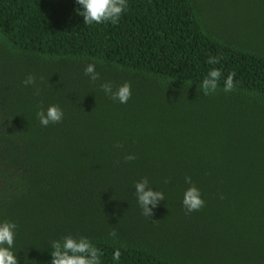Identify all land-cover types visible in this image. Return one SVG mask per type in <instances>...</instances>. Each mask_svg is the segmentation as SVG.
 I'll list each match as a JSON object with an SVG mask.
<instances>
[{
	"label": "trees",
	"instance_id": "16d2710c",
	"mask_svg": "<svg viewBox=\"0 0 264 264\" xmlns=\"http://www.w3.org/2000/svg\"><path fill=\"white\" fill-rule=\"evenodd\" d=\"M127 4L116 25H86L75 0H0V221L17 225L19 264H50L66 235L101 264H264V0ZM212 68L220 87L205 96ZM50 105L64 117L43 127ZM186 176L205 202L190 214ZM143 178L164 194L151 219L134 196Z\"/></svg>",
	"mask_w": 264,
	"mask_h": 264
},
{
	"label": "clouds",
	"instance_id": "9594fccd",
	"mask_svg": "<svg viewBox=\"0 0 264 264\" xmlns=\"http://www.w3.org/2000/svg\"><path fill=\"white\" fill-rule=\"evenodd\" d=\"M75 3L79 5L76 10L77 15L83 17V23L86 25L105 23L116 25L128 7L127 0H75ZM220 60L221 57L219 56H209L206 63L215 65L220 63ZM83 72L93 83L100 79L99 73L95 70V64H88ZM235 75V72H231L224 80L222 90L225 93H230L235 89ZM221 76L222 73L219 69H210L199 85L201 93L205 96L215 93L220 87ZM23 84L26 87L29 85L35 86V76H27ZM99 87L111 100L118 101L121 104L127 103L131 98V85L128 82L116 87L115 90H113V85L110 82L102 83ZM35 94L39 95L38 87ZM36 116L40 125L47 127L49 124L62 122L64 113L58 105H50L47 109L41 107ZM116 147H120V145H116ZM135 158L134 155H126L124 160L128 162ZM165 183H168V181L165 180ZM185 183L189 184L190 187L183 193L182 206L185 213L190 214L203 208L205 202L201 198L200 190L192 183L191 177L186 176ZM134 196L141 208V214L149 219L154 215L153 209L157 208L161 201H164V194L153 190L149 186L147 178L134 182ZM16 229L17 225L14 222L0 221V264H19L18 257L12 250L15 246ZM108 235L115 237L117 232L113 228ZM49 254L51 256L50 264H101L102 255L100 250L87 237H74L72 235L53 240L50 244ZM120 255L121 253L117 249L114 251L112 259L119 261Z\"/></svg>",
	"mask_w": 264,
	"mask_h": 264
}]
</instances>
